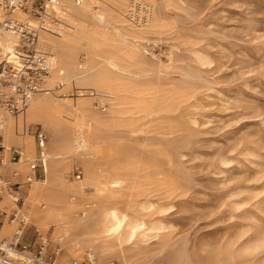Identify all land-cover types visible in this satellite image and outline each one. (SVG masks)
<instances>
[{"label":"rangeland","instance_id":"obj_1","mask_svg":"<svg viewBox=\"0 0 264 264\" xmlns=\"http://www.w3.org/2000/svg\"><path fill=\"white\" fill-rule=\"evenodd\" d=\"M157 3L176 27L141 41L153 66L122 80L146 88L152 109L135 108L127 90L90 96L100 112L101 100L113 105L115 126L98 134L119 158L135 162L144 183L139 214L164 228L143 241L144 264H264V0ZM75 52L80 63L87 59L85 47ZM74 163L81 165L72 161L69 181L77 179ZM48 233L54 248L56 227Z\"/></svg>","mask_w":264,"mask_h":264},{"label":"bare ground","instance_id":"obj_2","mask_svg":"<svg viewBox=\"0 0 264 264\" xmlns=\"http://www.w3.org/2000/svg\"><path fill=\"white\" fill-rule=\"evenodd\" d=\"M157 1L59 0L63 23L39 34V46L51 53L46 90L35 93L17 115L0 110L4 145L21 151L19 160L0 163V182L14 178L23 185L29 181L24 202L19 206L26 225L20 228L16 221H6L2 236L22 229L30 240V226L44 234L55 226L54 248L63 251L59 264L80 259L82 254H87L92 264H115L113 257L122 264H144L148 252L143 241L162 236L164 228L139 214L143 206L136 205L144 183L135 162L119 158L120 153L107 137L98 134L102 128L115 126V111L110 108L113 105L109 107L106 99H100V104L105 105L100 112L90 96L127 90L134 97L135 108L152 109L155 97L146 88L122 80L125 76L139 77L148 69L144 67L147 64L153 66L141 41L150 40L172 25L160 16ZM131 9L143 16L131 19ZM15 15L29 19L21 11ZM15 40L9 31L0 29L1 46ZM81 46L87 51L83 63L75 52ZM35 124L42 127L46 136L42 178L34 177L32 169L39 157L32 131ZM74 160L80 161L83 175L69 181L66 177ZM2 196L1 209L10 211L16 206L7 194ZM117 205L127 207L122 210Z\"/></svg>","mask_w":264,"mask_h":264},{"label":"built area","instance_id":"obj_3","mask_svg":"<svg viewBox=\"0 0 264 264\" xmlns=\"http://www.w3.org/2000/svg\"><path fill=\"white\" fill-rule=\"evenodd\" d=\"M58 7L59 0H0V29L16 37L4 47L0 45V110L17 115L27 107L35 93L46 90L44 82L49 73L51 53L39 46V34L63 23ZM18 11L25 13L29 19L16 17ZM2 129L0 115V163L19 160L21 151L4 145ZM34 135L39 157L32 163V169L33 176L40 177L44 175L46 136L41 127ZM72 173L80 178L82 167L75 163ZM21 186L22 183L9 179L0 182V193H10L16 205L10 211L0 208V264H59L61 249L50 248L49 233L35 230L30 240L22 229H17L11 236L1 235L6 221H16L20 228L26 225L19 209L24 201ZM69 264H92V261L89 258H72Z\"/></svg>","mask_w":264,"mask_h":264},{"label":"crops","instance_id":"obj_4","mask_svg":"<svg viewBox=\"0 0 264 264\" xmlns=\"http://www.w3.org/2000/svg\"><path fill=\"white\" fill-rule=\"evenodd\" d=\"M2 195H3V193H1V194H0V198H2V197H3ZM9 195H11V194L9 193Z\"/></svg>","mask_w":264,"mask_h":264}]
</instances>
